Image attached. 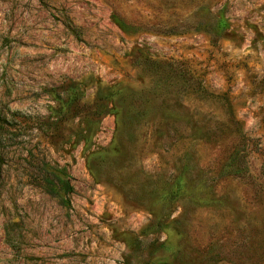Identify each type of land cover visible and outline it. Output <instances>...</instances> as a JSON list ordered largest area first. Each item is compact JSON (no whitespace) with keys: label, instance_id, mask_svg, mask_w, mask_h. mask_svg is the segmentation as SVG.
I'll use <instances>...</instances> for the list:
<instances>
[{"label":"rangeland","instance_id":"rangeland-1","mask_svg":"<svg viewBox=\"0 0 264 264\" xmlns=\"http://www.w3.org/2000/svg\"><path fill=\"white\" fill-rule=\"evenodd\" d=\"M0 264H264V0H0Z\"/></svg>","mask_w":264,"mask_h":264},{"label":"trees","instance_id":"trees-1","mask_svg":"<svg viewBox=\"0 0 264 264\" xmlns=\"http://www.w3.org/2000/svg\"><path fill=\"white\" fill-rule=\"evenodd\" d=\"M145 61L147 62L148 60ZM150 64L152 66L160 65L153 60H150ZM58 90L65 97H60L56 100L54 107L55 118L43 121L40 125V128L45 131L49 143L53 146L65 140L64 136H67L70 131L67 126L69 121L80 117L97 119L102 114L100 108L102 98L100 96L96 97L95 101L91 104L83 102L81 92L75 81L68 80L63 82L58 87ZM45 183V191L51 195H58L59 192L68 195L72 192L69 183L61 178L56 177L55 180L45 178Z\"/></svg>","mask_w":264,"mask_h":264}]
</instances>
